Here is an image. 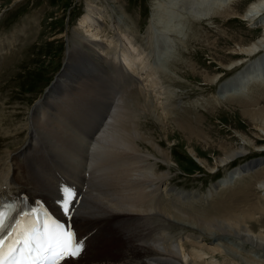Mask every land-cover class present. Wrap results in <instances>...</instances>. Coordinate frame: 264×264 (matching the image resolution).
Here are the masks:
<instances>
[{
	"label": "bare ground",
	"instance_id": "bare-ground-1",
	"mask_svg": "<svg viewBox=\"0 0 264 264\" xmlns=\"http://www.w3.org/2000/svg\"><path fill=\"white\" fill-rule=\"evenodd\" d=\"M104 1V5V2L102 6L95 5L93 10L104 20L110 19V28L114 34L108 35V31L105 30L106 25L101 22L100 17L93 16V11L90 10L91 13L87 10L80 20L82 30L79 29L80 27H74L72 36L67 38V69L60 76L62 81L70 85L74 84L75 91L60 89L62 94L60 95L56 92L60 88V80H58L44 98L49 105L53 100L48 99L53 96L58 98L60 95L64 99L72 94V97L66 98V103L72 107L70 116L60 106V101L53 106L60 116L62 114L64 119H60L61 122L66 120L72 127L62 128L60 124H53L46 129L40 118L38 122L35 121V126L41 129L40 134L44 131V134L48 132L50 136L45 135L48 139L41 138V140L45 146L48 143L54 155L53 160L46 154L49 153L46 149H35L26 154V168L15 167L12 154L14 150L12 152L5 148L7 150L4 155L7 160L11 158L12 163H9V172L0 168V199L7 195L12 184H18L28 193L37 192L40 197L47 199L54 206L52 181L48 180L49 165L54 162L56 163H53L54 167L64 168L66 172L63 173L69 180L81 183L83 177H86V181L90 179L89 190L84 193L75 218L82 233L86 234L94 226L104 229L105 223L100 222L114 219L115 222L112 223L113 226L103 245L106 246L110 240L118 238L116 248L112 249L114 253L100 255L106 257L99 256L103 250L98 251L99 247L94 253L86 254L85 258L79 261L70 258L62 264H263L264 203L262 201L253 203L243 198L240 204L229 203L224 206V203H221V206L216 205L215 210L209 211H201L196 206L185 205L186 203H177L169 209L164 199L166 197L163 198L166 189L164 191L159 189L163 185H171L168 174L170 170L156 172L155 167L158 165L154 166L152 159L156 155L142 151L143 144L148 142L157 153L162 155L161 159L164 162L169 161L167 153L158 148L155 141L144 131V123L141 119L144 117H141L142 115L153 114L161 121V115L157 113L159 105L162 104V108L165 109L169 108L171 103L172 92L164 84L163 79L166 76L164 65L174 64V61L168 62L167 58L172 52L170 48L174 45H170L168 41L162 42L163 44L157 41L158 29L165 25L169 31L162 29L164 34L173 33L174 38L175 36L179 38L180 33L183 32L180 27L187 19L186 13H190L195 18L209 17L222 11L221 8L231 0H159L156 4V14L162 16L163 25L159 26L160 20L159 23L153 21L156 26L150 23L143 40H138L137 36L130 32L131 26L123 27L126 24L121 17V13L125 14L123 6L115 4V0ZM87 7L91 9L92 6L87 4ZM117 15L119 17L116 18ZM243 19L253 21L259 19L264 24V0L253 1ZM174 40L176 43L177 38ZM159 42L162 45L160 53L157 51ZM263 50L264 31L259 39L243 47L244 54L248 56ZM77 56L92 66L101 69L106 67L109 71L115 68L113 63H117L118 60L123 67L121 73L129 75L131 80L124 78L123 86L115 89L109 86L104 78L79 75L82 74L79 66L83 63H79ZM74 63L77 64L78 69L77 67L70 69L75 66ZM245 69L248 70L241 74L238 80H231L230 83L222 86L224 93L228 90L239 92L236 84L231 85L233 82L244 87L245 90L254 80L264 78V53L247 65L243 71ZM99 76L103 77L101 74ZM158 99H161L159 103ZM39 101L32 112L34 115L38 114L42 107ZM254 115L264 117V112L258 110ZM1 124L0 119V126ZM64 124L66 125L65 122ZM31 127H27L26 130L29 138L26 145L35 148V139L40 135L35 128L32 131ZM70 128L73 130L71 131ZM90 128L98 129L97 133L91 136V140H95L99 145L96 150L99 164L98 168L92 169L91 178L85 174L86 166L81 169L71 161L77 156L76 147L80 144L76 143V131L86 133ZM18 132L16 129L13 136L16 137ZM59 144L61 147L67 146L70 150L68 152L72 155L62 154L57 149ZM81 149V147L77 149L78 153ZM84 150L86 155L90 151L89 148ZM238 152L240 151H232L230 157H234ZM256 162L257 164L252 166ZM256 162L251 161L247 167H252L246 171L259 167V162ZM235 178L236 176L231 174V180ZM221 183L222 187H226L227 182L221 181L219 184ZM260 183L264 186V180ZM175 195L178 200H182L181 198L186 194L177 192ZM7 196V198L13 197V195ZM258 214L259 217L256 218ZM260 227L263 229L261 230Z\"/></svg>",
	"mask_w": 264,
	"mask_h": 264
},
{
	"label": "rangeland",
	"instance_id": "rangeland-1",
	"mask_svg": "<svg viewBox=\"0 0 264 264\" xmlns=\"http://www.w3.org/2000/svg\"><path fill=\"white\" fill-rule=\"evenodd\" d=\"M115 1V4L123 6L125 12L121 13L126 22L123 27L131 26L130 32L138 40H143L150 23L156 26L154 22L159 23L160 20L159 26L163 25L162 16L156 14L159 0ZM253 1L231 0L221 8L223 12L204 18H195L186 13L185 24L180 27L183 32L179 38L175 36L176 43L175 34H164L162 31L166 29L165 25L160 28L161 31H157V41H168L174 45L170 48L171 55L167 56L168 62L174 61V64L170 65L166 61L168 64L164 65L166 76L163 79L172 92L171 103L166 110L162 104L159 105L157 113L161 115V121L153 114L142 115L144 117L141 119L144 131L158 148L167 153L169 161L164 162L162 155L148 142L143 144L142 151L156 155L152 158L154 166L158 165L155 167L156 172L170 170L171 185H163L159 189H166L163 198L166 197L164 199L169 209L177 203H186L201 211H209L215 210L216 205L221 203L224 206L229 203L240 204L243 198L253 203H264V186L260 183L264 180V117L254 115L258 110L264 112V78L254 80L245 90L237 83H231L239 87V92L228 90L224 93L222 89L231 80H238L248 70L243 69L264 53L263 50L248 56L243 52V47L259 39L264 31V24L259 19H243ZM102 2L104 5V0H0L1 170H8L9 163H12L11 158L7 160L4 155L7 149L16 153L26 146L29 141L27 127L32 126V131L35 128L44 140L50 137L48 132L44 134L43 129L41 135V129L35 126L39 118L46 129L53 124H60L62 128L72 127L66 120L61 122L60 119H64L62 114L60 116L53 107L60 101V106L70 116L72 107L66 103V98L72 97V94L64 99L51 97L48 99L53 100L50 106L44 100V103L40 102L42 107L38 114L32 112L67 69L68 36H72L74 27L82 28L80 20L87 10L93 11L92 15L99 18L93 8L95 5L99 7ZM87 4H91V9ZM100 19L105 23L108 35H113L110 19ZM161 46L159 42V53ZM74 65L72 69L77 67L76 63ZM160 101L158 99V103ZM16 129L19 131L17 138L13 136ZM75 136L76 143H80L76 147V154L80 155L77 149L84 148L85 139L77 131ZM57 146L62 154L72 155L66 145ZM41 148L51 151L48 143ZM234 150L240 152L230 157ZM97 158L87 165L98 168ZM71 161L81 169L85 166L79 156ZM251 161H258L259 167L246 171L257 164L247 167ZM231 174L236 176L234 180H231ZM221 181L227 182L226 187L219 184ZM177 192H184L187 196L178 200L175 195ZM258 217L259 214L256 215ZM117 239L110 240L106 246L102 245V240L98 251L103 250L99 256L114 253L112 249L116 248Z\"/></svg>",
	"mask_w": 264,
	"mask_h": 264
},
{
	"label": "snow or ice",
	"instance_id": "snow-or-ice-1",
	"mask_svg": "<svg viewBox=\"0 0 264 264\" xmlns=\"http://www.w3.org/2000/svg\"><path fill=\"white\" fill-rule=\"evenodd\" d=\"M73 199L71 190H65L63 211L67 213ZM5 214L0 213V228L5 226ZM0 238V264H61L68 258L78 257L83 245L76 233L58 221L47 218L42 226L29 224L14 229Z\"/></svg>",
	"mask_w": 264,
	"mask_h": 264
},
{
	"label": "flooded vegetation",
	"instance_id": "flooded-vegetation-1",
	"mask_svg": "<svg viewBox=\"0 0 264 264\" xmlns=\"http://www.w3.org/2000/svg\"><path fill=\"white\" fill-rule=\"evenodd\" d=\"M70 69H72V68H70ZM75 77H77V75H76ZM59 78H60V77H59ZM58 80H60V79H58ZM58 80H57V81H58Z\"/></svg>",
	"mask_w": 264,
	"mask_h": 264
}]
</instances>
